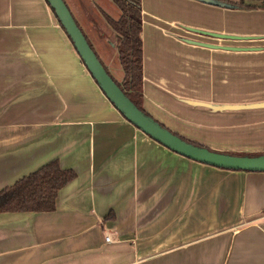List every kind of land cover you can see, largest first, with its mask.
<instances>
[{"label":"crops","instance_id":"1","mask_svg":"<svg viewBox=\"0 0 264 264\" xmlns=\"http://www.w3.org/2000/svg\"><path fill=\"white\" fill-rule=\"evenodd\" d=\"M141 38L147 113L214 151H264V9L142 0ZM55 160L76 178L53 212L0 213V264H264V173L156 142L108 100L46 0H0V191Z\"/></svg>","mask_w":264,"mask_h":264},{"label":"trees","instance_id":"2","mask_svg":"<svg viewBox=\"0 0 264 264\" xmlns=\"http://www.w3.org/2000/svg\"><path fill=\"white\" fill-rule=\"evenodd\" d=\"M112 1L120 10L121 16L118 20H114L106 14H104V17L109 26L120 37L118 60L123 72L122 81L118 82L103 65L126 96L140 110L151 116L143 106L142 0ZM216 1L227 4L230 9L234 10L264 9V0ZM180 137L194 145L203 146L182 136ZM76 176L77 173L74 170L62 168L58 160L52 161L14 185L1 190L0 213L53 212L56 209L58 193L72 182Z\"/></svg>","mask_w":264,"mask_h":264},{"label":"water","instance_id":"3","mask_svg":"<svg viewBox=\"0 0 264 264\" xmlns=\"http://www.w3.org/2000/svg\"><path fill=\"white\" fill-rule=\"evenodd\" d=\"M50 8L54 11L60 25L65 30L68 38L72 42L76 52L80 56L85 67L96 81L102 92L114 107L123 115V117L140 129L143 133L151 137L156 142L162 144L171 151L191 159L193 161L229 171L243 172H263L264 173V155L249 156H233L221 152L211 151L205 146H197L187 142L177 134L164 127L160 122L152 116L145 114L140 110L122 91V89L114 81L113 77L108 73L103 63L89 44V41L74 16L72 15L65 0H46ZM204 4L223 7L230 9L229 5L216 0H195ZM209 37L223 38L228 40H242L244 37L220 36L202 31H195ZM192 43V41H188ZM197 44V43H196ZM208 46V45H206ZM227 49L234 50V48ZM254 105V107H262ZM231 108H241L234 106Z\"/></svg>","mask_w":264,"mask_h":264},{"label":"rangeland","instance_id":"4","mask_svg":"<svg viewBox=\"0 0 264 264\" xmlns=\"http://www.w3.org/2000/svg\"><path fill=\"white\" fill-rule=\"evenodd\" d=\"M65 2L101 62L105 66H108V70L112 76L115 79L118 78L117 81L121 82L123 72L118 60V53L115 51V49L110 47L108 43V40H110L117 47L120 38L115 36V32L108 26L104 17V14H106L109 17L118 20L121 16L120 10H118L117 7L113 5L111 0H65ZM227 96L234 95L227 94ZM236 131L237 129L235 132ZM241 131L250 132L251 129H242ZM224 136H226V134ZM257 136L264 138V136L260 134ZM249 137L252 138V136ZM221 153H228L229 155L233 156L249 157L264 155V151H223Z\"/></svg>","mask_w":264,"mask_h":264},{"label":"built area","instance_id":"5","mask_svg":"<svg viewBox=\"0 0 264 264\" xmlns=\"http://www.w3.org/2000/svg\"><path fill=\"white\" fill-rule=\"evenodd\" d=\"M106 242L108 243L112 242V237L110 235L106 236Z\"/></svg>","mask_w":264,"mask_h":264}]
</instances>
